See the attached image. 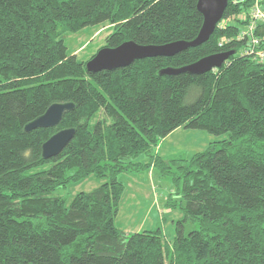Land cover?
Here are the masks:
<instances>
[{
	"label": "trees",
	"instance_id": "obj_1",
	"mask_svg": "<svg viewBox=\"0 0 264 264\" xmlns=\"http://www.w3.org/2000/svg\"><path fill=\"white\" fill-rule=\"evenodd\" d=\"M197 3L0 0V264H264V62L241 54L244 21L219 23L173 56L112 70L89 71L96 53L80 59L66 44L105 24L102 47L192 40L204 19ZM250 4L230 0L223 17ZM230 50L204 73L162 72ZM67 101L74 107L59 124L25 129ZM67 127L74 137L44 158L43 142ZM180 127L222 138L190 157L153 152ZM141 154L149 160L136 161ZM151 167L174 185L164 201L165 215L177 212L172 239L160 224L128 232L117 223L127 174ZM90 176L101 184L69 205L55 194Z\"/></svg>",
	"mask_w": 264,
	"mask_h": 264
},
{
	"label": "rangeland",
	"instance_id": "obj_2",
	"mask_svg": "<svg viewBox=\"0 0 264 264\" xmlns=\"http://www.w3.org/2000/svg\"><path fill=\"white\" fill-rule=\"evenodd\" d=\"M111 31L110 24L87 26L81 31L68 34L66 44L69 51L78 54L80 59H86L105 44L106 36ZM220 138L222 137L204 129L180 127L165 137L153 152L157 151L166 158L190 157L194 152L204 149L210 142ZM149 158V154H141L135 160L146 162ZM154 171L151 167L127 174V189L117 216V223L128 232L160 224L168 236L166 238L172 239L174 235L172 218H176L177 212L165 215L168 208L165 207L164 201L174 185L170 177L160 176L157 168ZM101 182L97 177L90 176L78 183L58 188L55 194L63 195L69 205L75 193L92 190Z\"/></svg>",
	"mask_w": 264,
	"mask_h": 264
},
{
	"label": "water",
	"instance_id": "obj_3",
	"mask_svg": "<svg viewBox=\"0 0 264 264\" xmlns=\"http://www.w3.org/2000/svg\"><path fill=\"white\" fill-rule=\"evenodd\" d=\"M229 0H198L197 8L203 14V24L198 35L192 40H175L163 44H140L134 40H127L115 47L104 46L88 60L86 66L89 71L112 70L126 66L136 59L154 56H173L190 47L206 42L215 31L219 21L228 6ZM234 50L217 52L206 55L190 64L181 67H167L162 70L166 74L180 72L204 73L213 68L220 67ZM74 103L54 102L44 113L32 119L25 125L26 130L38 127H50L59 124L65 111L72 110ZM76 133L75 127L58 130L42 144V156L50 158L59 154L70 142Z\"/></svg>",
	"mask_w": 264,
	"mask_h": 264
},
{
	"label": "built area",
	"instance_id": "obj_4",
	"mask_svg": "<svg viewBox=\"0 0 264 264\" xmlns=\"http://www.w3.org/2000/svg\"><path fill=\"white\" fill-rule=\"evenodd\" d=\"M231 1L233 4L251 1V4L248 10L231 14L228 17H222L219 23L221 26H225L236 20H243V27L237 36V39H246L247 45L242 49L241 54L254 55L257 60L264 62V8L261 5L262 0ZM224 40L229 41L230 38Z\"/></svg>",
	"mask_w": 264,
	"mask_h": 264
}]
</instances>
